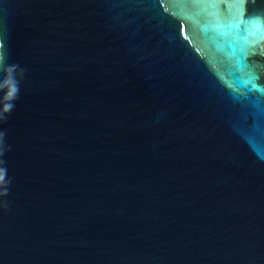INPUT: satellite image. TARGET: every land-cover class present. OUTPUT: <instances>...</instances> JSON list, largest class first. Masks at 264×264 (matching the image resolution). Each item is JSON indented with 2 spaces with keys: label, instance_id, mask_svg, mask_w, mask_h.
Wrapping results in <instances>:
<instances>
[{
  "label": "water",
  "instance_id": "1",
  "mask_svg": "<svg viewBox=\"0 0 264 264\" xmlns=\"http://www.w3.org/2000/svg\"><path fill=\"white\" fill-rule=\"evenodd\" d=\"M262 11L0 0V264H264Z\"/></svg>",
  "mask_w": 264,
  "mask_h": 264
},
{
  "label": "clouds",
  "instance_id": "2",
  "mask_svg": "<svg viewBox=\"0 0 264 264\" xmlns=\"http://www.w3.org/2000/svg\"><path fill=\"white\" fill-rule=\"evenodd\" d=\"M261 38L264 39V35ZM26 71L18 64L6 63V57L0 55V73H3L0 76V93H3L0 97V123L6 122L8 114L15 108V101L19 98L20 83ZM6 135V130H0V197L9 194L8 186L11 184V180L7 177V168L4 167L6 161L2 159L5 151L8 150ZM9 206L7 201L0 202V207L8 208Z\"/></svg>",
  "mask_w": 264,
  "mask_h": 264
},
{
  "label": "snow or ice",
  "instance_id": "3",
  "mask_svg": "<svg viewBox=\"0 0 264 264\" xmlns=\"http://www.w3.org/2000/svg\"><path fill=\"white\" fill-rule=\"evenodd\" d=\"M231 2L235 3V4L239 5L241 8H243L244 4L246 3V0H231ZM257 17L259 18L261 24L264 25V11L256 14L255 16H248V15L244 14L243 12H241L239 19L241 22L247 23L253 19H256ZM256 78L259 79V77H256Z\"/></svg>",
  "mask_w": 264,
  "mask_h": 264
}]
</instances>
